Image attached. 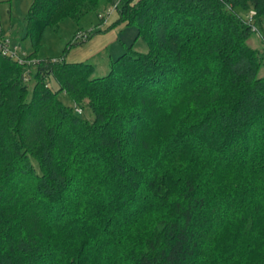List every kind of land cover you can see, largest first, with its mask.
Wrapping results in <instances>:
<instances>
[{
    "label": "trees",
    "instance_id": "16d2710c",
    "mask_svg": "<svg viewBox=\"0 0 264 264\" xmlns=\"http://www.w3.org/2000/svg\"><path fill=\"white\" fill-rule=\"evenodd\" d=\"M112 8L146 53L35 62ZM263 22L264 0H34L25 63L0 51V264H264Z\"/></svg>",
    "mask_w": 264,
    "mask_h": 264
},
{
    "label": "rangeland",
    "instance_id": "374dc122",
    "mask_svg": "<svg viewBox=\"0 0 264 264\" xmlns=\"http://www.w3.org/2000/svg\"><path fill=\"white\" fill-rule=\"evenodd\" d=\"M33 3L34 0H0V30L3 38L10 42L12 49L16 46L19 47L18 53L23 57L32 50L31 43L26 38L25 23ZM239 11L245 16L248 14ZM105 18L106 21L102 23L98 17L90 14L84 18L80 25L71 19H67L59 23L56 28H46L35 62L48 59H65L67 63L92 64L96 68L93 76L103 77L109 73L112 62L127 52L129 48L132 47L133 51L139 53L147 52V44L141 39L137 40L138 30L136 27H131L126 23L114 26L119 19L118 11L113 10V14L111 16L106 15ZM13 21H18V25L20 24V34L17 38L12 36ZM261 27H263L264 32V22L259 26L260 32H262ZM79 30L92 31L91 39L86 42L75 43L74 39ZM249 44L264 53V44L261 42L259 34H254ZM30 63H34V61L31 60ZM35 72L36 70L33 68V73ZM33 86L34 81L30 83V90ZM51 86L56 90L59 89L55 79L51 80ZM60 98L65 105H73L66 94L60 95ZM80 115L90 122L95 120L93 112L88 107H85Z\"/></svg>",
    "mask_w": 264,
    "mask_h": 264
},
{
    "label": "built area",
    "instance_id": "2783aa9c",
    "mask_svg": "<svg viewBox=\"0 0 264 264\" xmlns=\"http://www.w3.org/2000/svg\"><path fill=\"white\" fill-rule=\"evenodd\" d=\"M113 10H115L114 8L110 9L106 15L107 16H111L113 14ZM102 18H104V16H102ZM88 38V33L86 32H79L76 37H75V41L76 42H82L87 40ZM0 51H2L3 55L9 56L12 59L18 61L20 64H24L25 60L23 59V56L19 55V47H15V48H11L10 47V42L8 41H3L0 42ZM79 112H81V110H78Z\"/></svg>",
    "mask_w": 264,
    "mask_h": 264
},
{
    "label": "crops",
    "instance_id": "0c3cea01",
    "mask_svg": "<svg viewBox=\"0 0 264 264\" xmlns=\"http://www.w3.org/2000/svg\"><path fill=\"white\" fill-rule=\"evenodd\" d=\"M136 1H138V0H136ZM106 21V20H105Z\"/></svg>",
    "mask_w": 264,
    "mask_h": 264
}]
</instances>
